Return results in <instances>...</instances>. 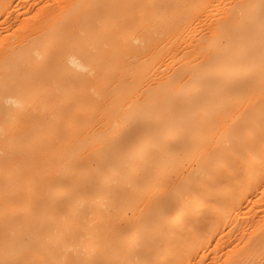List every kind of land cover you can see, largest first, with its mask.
Instances as JSON below:
<instances>
[{
	"label": "bare ground",
	"instance_id": "6f19581e",
	"mask_svg": "<svg viewBox=\"0 0 264 264\" xmlns=\"http://www.w3.org/2000/svg\"><path fill=\"white\" fill-rule=\"evenodd\" d=\"M0 264H264V0H0Z\"/></svg>",
	"mask_w": 264,
	"mask_h": 264
}]
</instances>
